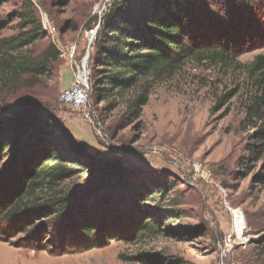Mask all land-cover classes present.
<instances>
[{"label":"rangeland","instance_id":"rangeland-1","mask_svg":"<svg viewBox=\"0 0 264 264\" xmlns=\"http://www.w3.org/2000/svg\"><path fill=\"white\" fill-rule=\"evenodd\" d=\"M114 2L0 0V42L26 37L28 31L20 30L21 14L32 3L45 34L19 54L42 56L50 45L60 52L33 89L4 87L0 82V107L37 103L71 141L74 152L87 160L118 159L126 179L151 188H156L155 181L173 182L165 204L176 202L173 208L181 215L151 225L161 236L147 233L136 238L126 227L128 221L115 226L112 217L82 236L63 215L44 218L23 204L18 207L17 188L22 183L11 174L15 160L0 163V264H154L147 262L153 256L179 258V264H264V163L250 156L251 141L242 124L252 94L249 67L264 56V0H255V8L235 12L223 2L208 1L201 24L213 43L231 48L234 59L189 61L173 79L154 87L139 114L131 108L136 97L132 92L118 99L115 109L110 108L111 98L92 96V110L102 123L99 129L81 111L62 105L60 94L72 85L88 52L91 55L87 33L95 29L98 33ZM86 66L92 75L90 59ZM194 162L209 169L212 180L197 176ZM89 174L88 169L79 171L61 189L73 191ZM18 178L24 184L30 181ZM100 198H90L85 206L96 205ZM230 209L243 212L245 230L242 240L233 236V244L226 245L225 239L234 235Z\"/></svg>","mask_w":264,"mask_h":264},{"label":"trees","instance_id":"trees-1","mask_svg":"<svg viewBox=\"0 0 264 264\" xmlns=\"http://www.w3.org/2000/svg\"><path fill=\"white\" fill-rule=\"evenodd\" d=\"M208 1L223 2L234 12L255 8L258 3L255 0H115L103 16L92 44L91 99L94 95L104 100L111 98L110 108L115 109L120 104L118 99L132 92L136 97L131 108L134 114H139L148 104L154 87L173 79L189 61L233 60L231 48L213 43L214 38L201 24ZM21 18L20 30L28 31L26 37L15 36L0 42V82L4 87L33 89L51 71L50 64L59 58L60 52L50 45L42 56L19 54L45 34L32 3L25 7ZM198 25L203 29L198 31ZM249 78L252 94L242 124L251 141L250 156L264 163V56H258L250 65ZM52 119L37 103L15 102L0 107V163L15 160L11 174L20 186L22 183L17 188L18 207L23 204L44 218L63 215L82 236L94 233L112 217L115 226L121 220L128 221L126 227L132 228L136 238H141L156 233L151 225L157 220L181 215L173 208L176 202L165 204L174 189L173 182L155 181L156 188H151L145 182L126 179L118 159L87 160L83 154L74 152L71 141L62 136ZM84 169L90 171V178L73 191L64 192L62 184ZM18 176L30 181L24 184ZM49 192L53 197L42 196ZM99 196L96 205L85 206L90 198ZM112 198L116 204L111 205ZM149 201L157 203L145 206ZM151 258L147 262L154 264L182 261L170 256Z\"/></svg>","mask_w":264,"mask_h":264},{"label":"built area","instance_id":"built-area-1","mask_svg":"<svg viewBox=\"0 0 264 264\" xmlns=\"http://www.w3.org/2000/svg\"><path fill=\"white\" fill-rule=\"evenodd\" d=\"M97 34V29L91 30L87 33L89 38V45L93 44ZM75 49L71 48L69 52V57H73ZM90 72L82 65L77 67V71L74 74L73 83L69 88L64 89L60 94V102L62 105L69 106L75 110L81 111L85 119L95 124L99 129L102 128V123L98 121L96 114L92 110L91 106V95H90ZM193 170L195 174L205 180H212V172L205 168L199 162L193 163ZM231 219L234 227V235H229L225 239L226 245H232L235 241V237L238 239H243V232L245 228L244 214L238 209H230ZM240 243H243L242 241Z\"/></svg>","mask_w":264,"mask_h":264},{"label":"water","instance_id":"water-1","mask_svg":"<svg viewBox=\"0 0 264 264\" xmlns=\"http://www.w3.org/2000/svg\"><path fill=\"white\" fill-rule=\"evenodd\" d=\"M90 56H91V55H90V52H88L87 57H86V59H85V60H86V61H85V67H87L86 64H87V61L90 59Z\"/></svg>","mask_w":264,"mask_h":264},{"label":"bare ground","instance_id":"bare-ground-1","mask_svg":"<svg viewBox=\"0 0 264 264\" xmlns=\"http://www.w3.org/2000/svg\"><path fill=\"white\" fill-rule=\"evenodd\" d=\"M245 229V228H244ZM242 240V239H241ZM239 244V243H238Z\"/></svg>","mask_w":264,"mask_h":264}]
</instances>
